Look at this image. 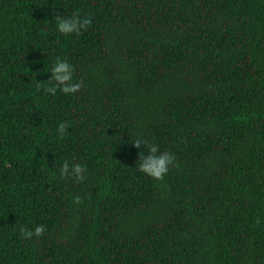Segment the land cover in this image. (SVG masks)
Returning <instances> with one entry per match:
<instances>
[{
  "label": "trees",
  "instance_id": "1",
  "mask_svg": "<svg viewBox=\"0 0 264 264\" xmlns=\"http://www.w3.org/2000/svg\"><path fill=\"white\" fill-rule=\"evenodd\" d=\"M0 264H264V0H0Z\"/></svg>",
  "mask_w": 264,
  "mask_h": 264
},
{
  "label": "clouds",
  "instance_id": "2",
  "mask_svg": "<svg viewBox=\"0 0 264 264\" xmlns=\"http://www.w3.org/2000/svg\"><path fill=\"white\" fill-rule=\"evenodd\" d=\"M56 29L63 34L78 33L85 26L91 23L90 17H81L76 13L71 15H58L56 17ZM52 75L49 77L54 83L45 87L44 91L47 93L55 94L57 88L63 93H74L81 88L82 81L74 80V67L67 60L57 57L50 68ZM39 87V83H37ZM67 122L61 121L57 126V131L60 136L64 135ZM141 144L145 146L147 151L143 155H139V164L136 165L139 171L144 174L155 178L162 179L163 176L169 171L170 165L174 161V155L167 150H159L158 145L149 144L146 140L137 139L133 145L139 147ZM60 176L72 177L75 181L79 182L84 179L85 167L81 163L73 161L71 164L67 160L59 166ZM79 200V197H74ZM45 225L36 224L31 230L20 227L19 231L21 236L30 238L31 236H40L44 231Z\"/></svg>",
  "mask_w": 264,
  "mask_h": 264
}]
</instances>
